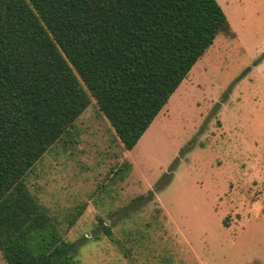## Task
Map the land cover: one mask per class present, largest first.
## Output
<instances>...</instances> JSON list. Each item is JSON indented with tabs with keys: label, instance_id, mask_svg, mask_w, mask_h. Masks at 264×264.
Instances as JSON below:
<instances>
[{
	"label": "rangeland",
	"instance_id": "1",
	"mask_svg": "<svg viewBox=\"0 0 264 264\" xmlns=\"http://www.w3.org/2000/svg\"><path fill=\"white\" fill-rule=\"evenodd\" d=\"M217 1L236 35L216 36L131 150L92 100L29 171L77 264H264V0Z\"/></svg>",
	"mask_w": 264,
	"mask_h": 264
},
{
	"label": "trees",
	"instance_id": "2",
	"mask_svg": "<svg viewBox=\"0 0 264 264\" xmlns=\"http://www.w3.org/2000/svg\"><path fill=\"white\" fill-rule=\"evenodd\" d=\"M219 33L236 35L217 0H0L6 264H77L74 243L30 192L29 171L92 100L131 150ZM127 168L115 173L123 178ZM102 226L112 238L109 225Z\"/></svg>",
	"mask_w": 264,
	"mask_h": 264
},
{
	"label": "crops",
	"instance_id": "3",
	"mask_svg": "<svg viewBox=\"0 0 264 264\" xmlns=\"http://www.w3.org/2000/svg\"><path fill=\"white\" fill-rule=\"evenodd\" d=\"M203 56V55H202Z\"/></svg>",
	"mask_w": 264,
	"mask_h": 264
}]
</instances>
